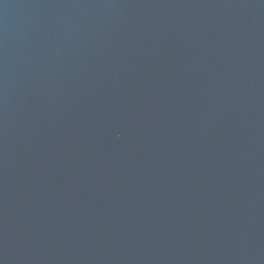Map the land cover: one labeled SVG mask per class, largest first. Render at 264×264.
<instances>
[{
    "label": "water",
    "instance_id": "1",
    "mask_svg": "<svg viewBox=\"0 0 264 264\" xmlns=\"http://www.w3.org/2000/svg\"><path fill=\"white\" fill-rule=\"evenodd\" d=\"M0 264H264V0H0Z\"/></svg>",
    "mask_w": 264,
    "mask_h": 264
}]
</instances>
